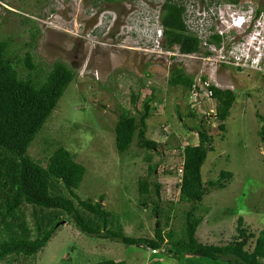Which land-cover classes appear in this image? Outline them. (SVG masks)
Wrapping results in <instances>:
<instances>
[{
	"label": "rangeland",
	"instance_id": "1",
	"mask_svg": "<svg viewBox=\"0 0 264 264\" xmlns=\"http://www.w3.org/2000/svg\"><path fill=\"white\" fill-rule=\"evenodd\" d=\"M163 1L0 0V41L9 42L8 51L19 73L31 72L19 62L26 51L37 68L41 67L39 75L44 76L55 62L76 72L28 152L44 166L40 140L68 150L85 168L77 197L97 202L102 196L103 208L115 214L114 222L133 238L154 235L158 217L151 215V205L144 209L138 204L137 180L146 177L148 164H156L149 178L162 186L159 204L163 211L158 219L163 231L172 233L169 242L174 243L183 237L189 209V204L178 201L182 148L197 143L196 128L201 124L209 129L214 145L201 167L203 183L216 180L222 170L232 177L225 188L206 194L195 211L202 218L197 239L205 244L229 243L238 234L239 217L247 234L257 235L264 228V130L261 137L258 133L264 126V0H186L185 28L199 31L196 35L201 44L197 52L184 55L177 52V46L163 50L159 23ZM241 12L257 17L249 18L241 28L225 25L230 15L235 18ZM214 33L223 37L219 46L209 43L208 36ZM237 44L243 55L262 58L261 64L209 67L215 60L207 56L218 55L221 47L235 50ZM172 68L183 69L193 79L192 90L168 85ZM211 85L236 95L222 134L214 117L217 101L208 91ZM149 89L158 102L154 103L156 111L144 121L143 138L155 141L158 147L141 150L134 135L129 151L119 154L114 132L121 115L117 106L137 116L143 112L140 98L147 97ZM131 94L138 97L136 104L130 103ZM192 108L194 118L188 116ZM30 211L26 206L24 219L32 227ZM56 226L35 257L7 258L0 264H90L108 259L126 264H226L223 258L216 262L188 255L174 259L166 250L152 255L144 246L82 233L70 220ZM252 245L249 240L245 249Z\"/></svg>",
	"mask_w": 264,
	"mask_h": 264
},
{
	"label": "trees",
	"instance_id": "2",
	"mask_svg": "<svg viewBox=\"0 0 264 264\" xmlns=\"http://www.w3.org/2000/svg\"><path fill=\"white\" fill-rule=\"evenodd\" d=\"M185 1L164 0L160 5L159 15V23L163 28L162 47L172 49L177 46L182 55L197 52L201 44V40L185 28ZM227 1L236 3L239 0ZM208 38L209 43L215 46L222 42V36L217 33L209 35ZM8 48L7 40L0 41V261L13 257H35L54 235L55 228L58 227L56 225L70 220L78 231L87 235L113 239L127 246H144L156 252L166 250L174 259L188 255L212 262L223 258L226 259V264H263L264 228L257 235L250 232L247 234L241 217L237 219V236L227 244H205L195 235L202 221L201 217L195 215V211L203 197L212 189L225 188L232 177L231 172L222 170L216 180L203 183L201 167L207 153L213 151L214 145L209 129L201 124L196 128L197 143L182 148V174L177 183L178 201L189 204V209L185 212L181 240L170 243L172 233L163 231L160 226L158 218L163 211L159 204L162 186L155 178H149L154 175L156 164H148L146 177H139L137 180L138 204L144 209L146 205H151L148 206L151 215L158 217L155 218L157 220L152 238L126 236L122 227L114 222L115 214L103 208L102 196L97 202L77 197L75 191L81 185L85 168L74 160L68 150L41 138V150L46 157L44 166L28 152L32 141L57 107L60 98L75 80L76 72L66 64L55 62L44 76L39 75L41 67L37 68L32 61V54L26 51L19 62L31 72L24 76L18 72L17 63ZM35 69L37 73H33ZM167 83L171 87L182 86L192 90L193 79L183 69L172 68ZM208 91L217 101L214 117L219 122L217 128L222 134L225 131L224 121L230 115L236 95L232 90L213 85ZM137 99V96L131 94L130 103L136 104L139 100ZM156 101L158 102L154 90L149 89L147 97L140 98L139 105L143 112H139L137 116L130 115L129 111L117 106L121 115L116 121L114 132L115 149L119 154L129 151L134 135L137 137L136 146L139 149H157L158 144L155 141L143 138L144 121L151 112L156 111ZM175 112L179 118V112ZM194 114L192 108L188 116L194 118ZM193 129L187 128L189 131ZM263 130L264 126L258 132L260 137ZM51 146L52 149L55 148L53 151H50ZM26 206L31 207L29 215L33 218L32 227L24 219ZM249 240H253V245L250 250H246ZM90 264L126 263L108 259Z\"/></svg>",
	"mask_w": 264,
	"mask_h": 264
},
{
	"label": "built area",
	"instance_id": "3",
	"mask_svg": "<svg viewBox=\"0 0 264 264\" xmlns=\"http://www.w3.org/2000/svg\"><path fill=\"white\" fill-rule=\"evenodd\" d=\"M192 32H194L195 34H196V32L200 33L199 31H192ZM164 49L165 48H163V50ZM165 50H168V49H165ZM210 52H212V49ZM210 58L215 60V62H210V65H209L210 68H213V66H215V65H223V66L232 65V66H236V67H238V66H240V67H245V66L247 67L248 66L249 67L251 65V63H253L249 60L248 54L243 55L242 52L237 53L236 50H233V47H231V49H228V50H225L223 47H221V51L219 52L218 55L213 56V57L207 56V59H210ZM152 253H156V250H152Z\"/></svg>",
	"mask_w": 264,
	"mask_h": 264
},
{
	"label": "clouds",
	"instance_id": "4",
	"mask_svg": "<svg viewBox=\"0 0 264 264\" xmlns=\"http://www.w3.org/2000/svg\"><path fill=\"white\" fill-rule=\"evenodd\" d=\"M161 5V4H160ZM159 5V6H160ZM254 18V17H257V15H253V13H239L238 15L234 17H232V15L229 16V20L225 21V25L228 26V27H234V28H241L243 27L244 25H246L247 21L249 18ZM230 22H231V25H230ZM228 24V25H227ZM187 32H189L190 34H194L196 37H198L194 32L190 31L189 29H186ZM257 32V31H256ZM219 34V33H217ZM221 36V34H219ZM225 37V36H224ZM199 38V37H198ZM223 38V37H222ZM222 43V42H221ZM231 48V47H230ZM225 49V48H224ZM229 49V48H228ZM227 49V50H228ZM168 50H171V49H168ZM226 50V49H225ZM235 50L237 51V53H241L243 52L241 50V46H239V44H237ZM210 53V52H209ZM250 55V54H249ZM249 60L253 63H255V61H257L256 65H260L261 62H262V58H259V56L257 55V57H251L249 58ZM237 69V68H236Z\"/></svg>",
	"mask_w": 264,
	"mask_h": 264
},
{
	"label": "flooded vegetation",
	"instance_id": "5",
	"mask_svg": "<svg viewBox=\"0 0 264 264\" xmlns=\"http://www.w3.org/2000/svg\"><path fill=\"white\" fill-rule=\"evenodd\" d=\"M246 1H248V0H245L244 2H246Z\"/></svg>",
	"mask_w": 264,
	"mask_h": 264
}]
</instances>
